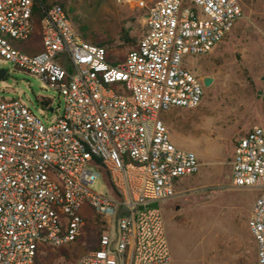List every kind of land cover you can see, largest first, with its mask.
Masks as SVG:
<instances>
[{
  "label": "built area",
  "instance_id": "built-area-1",
  "mask_svg": "<svg viewBox=\"0 0 264 264\" xmlns=\"http://www.w3.org/2000/svg\"><path fill=\"white\" fill-rule=\"evenodd\" d=\"M34 2L0 0V58L39 77L64 109L45 126L21 101L0 99V264H38L43 248L75 243L86 207L104 222L100 246L75 264H172L161 204L201 164L159 115L201 104L204 82L184 57L225 40L243 17L239 1L116 0L144 12L137 45L116 63L58 4L44 10L42 51L19 49L36 30ZM104 176L111 195L93 191ZM231 182L258 193L248 227L264 264V126L236 141Z\"/></svg>",
  "mask_w": 264,
  "mask_h": 264
},
{
  "label": "rangeland",
  "instance_id": "rangeland-1",
  "mask_svg": "<svg viewBox=\"0 0 264 264\" xmlns=\"http://www.w3.org/2000/svg\"><path fill=\"white\" fill-rule=\"evenodd\" d=\"M59 2L75 29L91 43H104L112 62H123L137 45L144 12L116 0H45ZM243 17L225 40L206 56L184 57V68L212 84L204 87L201 104L191 110L161 113L172 143L194 152L201 164L196 175L178 179L173 196L161 204L172 264H257L248 230L250 207L258 193L236 189L231 182L234 145L254 125L264 126V102L259 94L264 76V0H238ZM128 43L121 41V28ZM39 35V28L35 30ZM65 67L71 68L70 65ZM0 99L19 100L41 119L54 124L64 102L39 77L26 74L0 58ZM50 100L49 109L40 101ZM52 110V111H51ZM93 191L111 195L106 176ZM83 234L71 245L43 248L39 264H75L85 253L87 227L101 229L91 208L83 211ZM65 253V254H64Z\"/></svg>",
  "mask_w": 264,
  "mask_h": 264
},
{
  "label": "trees",
  "instance_id": "trees-1",
  "mask_svg": "<svg viewBox=\"0 0 264 264\" xmlns=\"http://www.w3.org/2000/svg\"><path fill=\"white\" fill-rule=\"evenodd\" d=\"M56 4L60 5L67 12L65 3L59 2V3H56ZM50 6L51 5H47L46 4L45 0H35L34 6H33V19H34V22H35V28H39L40 29V23H41V20L44 17V10L48 9ZM82 38H83V36H82ZM130 40L131 39L129 38L128 31H126V29L124 27H122L121 28V41L123 43H128ZM93 44H96L98 46L104 47V43H93ZM19 49L28 50V51L33 52V53H37L39 51H42V40H41V37L39 35H36V33H34L31 36V38L25 44L20 45ZM40 104L44 108L49 109L50 106H51V101L50 100H42V101H40ZM101 223L104 225V222L102 220H101ZM102 229H103V227L101 229L90 228V226L87 227L88 237H87V241H86V248H88V249H90L92 251L99 249L100 237H101ZM38 264H39V261H38Z\"/></svg>",
  "mask_w": 264,
  "mask_h": 264
},
{
  "label": "crops",
  "instance_id": "crops-1",
  "mask_svg": "<svg viewBox=\"0 0 264 264\" xmlns=\"http://www.w3.org/2000/svg\"><path fill=\"white\" fill-rule=\"evenodd\" d=\"M135 48V47H134ZM133 48V49H134ZM253 127V126H252ZM251 127V128H252ZM250 128V129H251ZM249 129V130H250ZM248 130V131H249ZM255 202V201H254ZM253 205H254V203L251 205V207H250V214H249V219H250V216H251V212H252V208H253ZM84 210H85V208H84ZM83 210V211H84ZM249 221V220H248ZM248 230H249V227H248ZM249 233H250V230H249ZM250 236H251V239H252V243L250 244V247H251V249H252V251L254 252V255L256 256V262H257V248H256V244H255V242H254V239H253V237H252V235H251V233H250ZM258 264V263H257Z\"/></svg>",
  "mask_w": 264,
  "mask_h": 264
},
{
  "label": "water",
  "instance_id": "water-1",
  "mask_svg": "<svg viewBox=\"0 0 264 264\" xmlns=\"http://www.w3.org/2000/svg\"><path fill=\"white\" fill-rule=\"evenodd\" d=\"M4 75H5V71H3V70L0 71V80L3 79ZM261 80L264 83V76L262 77ZM211 84H212V80L211 79H209V78H205L204 79V87H209Z\"/></svg>",
  "mask_w": 264,
  "mask_h": 264
}]
</instances>
